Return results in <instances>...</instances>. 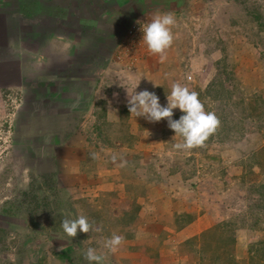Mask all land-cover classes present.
<instances>
[{"label":"rangeland","instance_id":"obj_1","mask_svg":"<svg viewBox=\"0 0 264 264\" xmlns=\"http://www.w3.org/2000/svg\"><path fill=\"white\" fill-rule=\"evenodd\" d=\"M190 4L163 63L143 32L117 38L94 63L100 74L51 56L35 68L24 44L0 56L11 69L0 84V264H89L88 248L102 264H264L253 249L264 241V0ZM177 81L221 121L191 150L173 147L183 138L166 119L128 108L125 87L166 105ZM79 215L99 230L67 236L62 219ZM113 233L125 238L115 252L104 247Z\"/></svg>","mask_w":264,"mask_h":264},{"label":"crops","instance_id":"obj_2","mask_svg":"<svg viewBox=\"0 0 264 264\" xmlns=\"http://www.w3.org/2000/svg\"><path fill=\"white\" fill-rule=\"evenodd\" d=\"M190 2L191 0H0V56L9 55L10 51L7 49H19L24 44L30 51L24 52L36 56L33 58L25 55L34 59L32 65L35 68L40 65L44 67V57L51 56V60L57 58L66 69L81 71L83 76H87L88 72L100 74L105 67L95 69L94 67L100 66L97 65L101 63L98 60L111 53L110 49L117 45L116 39L124 37L133 23H150L155 15L171 12L177 21L174 30H179V22L191 10ZM180 5L184 10L178 9L177 6ZM176 39V43L181 40ZM169 50L170 48L167 51ZM20 53L24 54L23 50ZM7 69L11 70L5 65L0 66V84L8 83L5 78ZM96 87L98 84L94 86ZM90 88L93 92L94 89ZM90 97L87 96L84 101L86 111L91 112L88 118L92 115V110L88 108L93 107ZM85 157L88 158L87 155ZM146 225L149 226L148 223Z\"/></svg>","mask_w":264,"mask_h":264},{"label":"clouds","instance_id":"obj_3","mask_svg":"<svg viewBox=\"0 0 264 264\" xmlns=\"http://www.w3.org/2000/svg\"><path fill=\"white\" fill-rule=\"evenodd\" d=\"M177 21L173 13L157 14L153 17L150 23L142 25L143 38L148 50L152 54H159L160 62L163 63L166 59V52L174 42L173 27ZM191 79V76H188ZM149 80V79H148ZM152 81V80H149ZM154 82V81H152ZM140 84V83H139ZM139 84L135 85L133 94L128 93V108L131 114L136 118L143 117L150 123L167 120L168 127L175 132V137L183 138L182 142L174 143L173 147L176 150H191L195 147L203 146L208 138L214 134L220 126V119L214 111H206L205 104L199 98V93L191 90L187 85L180 82L171 84V91L167 93V104L162 105L159 96L147 89L137 92ZM154 86H158L154 82ZM118 95V94H114ZM179 108L183 115L180 118L174 119V110ZM111 102H109V111H111ZM92 159H98V153H91ZM112 161H117V156H112ZM127 161L122 160L120 167L126 166ZM61 227L64 233L69 237H76L79 232L89 233L90 231H98L93 222H90L88 217L79 215L76 218L65 216L62 219ZM125 238L121 235L113 233L106 239L104 247L111 252L118 250L124 242ZM84 257L89 261V264H102L104 256L97 254L96 249L88 248L84 252Z\"/></svg>","mask_w":264,"mask_h":264},{"label":"trees","instance_id":"obj_4","mask_svg":"<svg viewBox=\"0 0 264 264\" xmlns=\"http://www.w3.org/2000/svg\"><path fill=\"white\" fill-rule=\"evenodd\" d=\"M254 18L258 19V16H254ZM160 102H161L162 105H165L163 103V99H160ZM102 128H103V124H102ZM226 240H227L228 243L230 241L233 243V241H234V239L231 238V235L226 237ZM263 247H264V241H260L255 246H253L254 252L257 254V256L262 257V259L264 258V253L262 252L264 250Z\"/></svg>","mask_w":264,"mask_h":264},{"label":"built area","instance_id":"obj_5","mask_svg":"<svg viewBox=\"0 0 264 264\" xmlns=\"http://www.w3.org/2000/svg\"><path fill=\"white\" fill-rule=\"evenodd\" d=\"M142 27H136V26H131V28L128 29L127 36L130 39L132 38H137L138 34L142 32ZM127 38V39H128ZM189 80V79H188Z\"/></svg>","mask_w":264,"mask_h":264}]
</instances>
